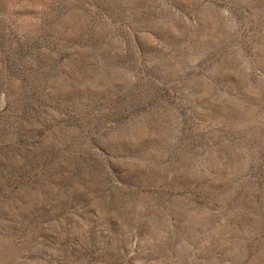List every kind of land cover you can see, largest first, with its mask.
Returning a JSON list of instances; mask_svg holds the SVG:
<instances>
[{"label":"rangeland","instance_id":"obj_1","mask_svg":"<svg viewBox=\"0 0 264 264\" xmlns=\"http://www.w3.org/2000/svg\"><path fill=\"white\" fill-rule=\"evenodd\" d=\"M0 264H264V0H0Z\"/></svg>","mask_w":264,"mask_h":264}]
</instances>
